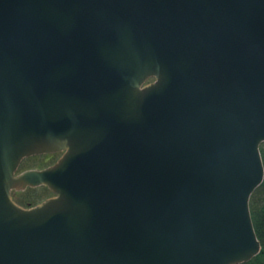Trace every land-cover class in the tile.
<instances>
[{"label":"water","instance_id":"1","mask_svg":"<svg viewBox=\"0 0 264 264\" xmlns=\"http://www.w3.org/2000/svg\"><path fill=\"white\" fill-rule=\"evenodd\" d=\"M263 142L264 0H0V264L247 262Z\"/></svg>","mask_w":264,"mask_h":264},{"label":"trees","instance_id":"2","mask_svg":"<svg viewBox=\"0 0 264 264\" xmlns=\"http://www.w3.org/2000/svg\"><path fill=\"white\" fill-rule=\"evenodd\" d=\"M261 152H262L263 161H264V143H262L261 145ZM24 199L20 198L19 202L25 206H28L29 205L28 203L30 201L24 200ZM34 202L35 201H33L32 203ZM250 204H251L253 222L255 225L257 235L261 241L262 249H261V252L258 255H256L253 259L247 262L240 263V264H264V181L252 194Z\"/></svg>","mask_w":264,"mask_h":264},{"label":"rangeland","instance_id":"3","mask_svg":"<svg viewBox=\"0 0 264 264\" xmlns=\"http://www.w3.org/2000/svg\"><path fill=\"white\" fill-rule=\"evenodd\" d=\"M60 153H48V154H40V155H33L25 158L22 161L21 169L27 168V167H34V168H43L51 163H53L58 157ZM50 194V192L45 189L44 186H38L34 187L33 189L28 188L23 193L21 196L23 197L24 200H30V201H35L38 202L45 197H47ZM26 196V197H24Z\"/></svg>","mask_w":264,"mask_h":264}]
</instances>
